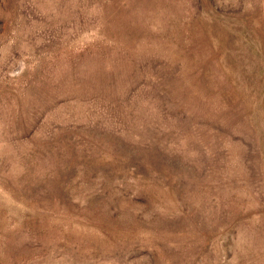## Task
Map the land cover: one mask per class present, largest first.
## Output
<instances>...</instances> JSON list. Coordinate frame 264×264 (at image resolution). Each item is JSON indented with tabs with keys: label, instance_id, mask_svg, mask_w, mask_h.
<instances>
[{
	"label": "rangeland",
	"instance_id": "374dc122",
	"mask_svg": "<svg viewBox=\"0 0 264 264\" xmlns=\"http://www.w3.org/2000/svg\"><path fill=\"white\" fill-rule=\"evenodd\" d=\"M0 264H264V0H0Z\"/></svg>",
	"mask_w": 264,
	"mask_h": 264
}]
</instances>
